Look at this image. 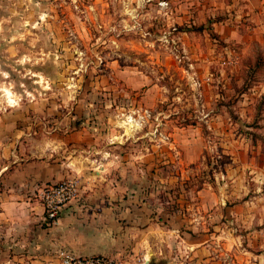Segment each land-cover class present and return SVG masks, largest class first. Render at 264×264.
Returning a JSON list of instances; mask_svg holds the SVG:
<instances>
[{"label":"rangeland","instance_id":"obj_1","mask_svg":"<svg viewBox=\"0 0 264 264\" xmlns=\"http://www.w3.org/2000/svg\"><path fill=\"white\" fill-rule=\"evenodd\" d=\"M233 3L0 0V146L38 155L86 125L85 156L152 191L160 217L185 210L147 260L264 264V23Z\"/></svg>","mask_w":264,"mask_h":264},{"label":"crops","instance_id":"obj_2","mask_svg":"<svg viewBox=\"0 0 264 264\" xmlns=\"http://www.w3.org/2000/svg\"><path fill=\"white\" fill-rule=\"evenodd\" d=\"M233 2L231 8L237 17L264 23V0ZM260 29L264 31V27ZM62 132L59 139L53 135L39 143L38 149H33L38 155L27 156V149L20 144L0 146V261L61 264V250L82 257L107 256L126 264L143 260L164 232L159 224V208L148 199L152 191L141 189L128 173L114 180L113 160L110 163L107 157L85 156L89 151L85 144L92 136L86 125L71 128L70 124ZM68 141L72 143L69 147ZM94 150L103 153L96 147L91 152ZM80 176L78 199L62 211L57 223H48L40 190L66 177ZM179 210L183 214L162 218L170 225L167 235H175L188 225L185 210ZM157 258L155 264H165L162 257Z\"/></svg>","mask_w":264,"mask_h":264},{"label":"built area","instance_id":"obj_3","mask_svg":"<svg viewBox=\"0 0 264 264\" xmlns=\"http://www.w3.org/2000/svg\"><path fill=\"white\" fill-rule=\"evenodd\" d=\"M80 183L78 177H66L58 183L47 185L40 190V200L48 223H57L61 218L62 211L78 199ZM59 258L61 264H126L116 258L102 255L82 257L70 250H61Z\"/></svg>","mask_w":264,"mask_h":264},{"label":"trees","instance_id":"obj_4","mask_svg":"<svg viewBox=\"0 0 264 264\" xmlns=\"http://www.w3.org/2000/svg\"><path fill=\"white\" fill-rule=\"evenodd\" d=\"M187 125H191V123H188ZM208 165L212 166L211 167V171H209L207 173L205 172V173H206L207 176H211L212 177L214 175V173L217 172L218 169H219V166H218L219 165V160L217 159V160L214 161V163L211 162V164L209 163ZM211 177H208V178H211ZM211 180H214V179H211ZM197 183L198 184H196V186H197L196 191L199 192V191H201L203 189V184L204 183H208V180L205 177L199 176V178L197 180ZM160 220H162V218Z\"/></svg>","mask_w":264,"mask_h":264},{"label":"water","instance_id":"obj_5","mask_svg":"<svg viewBox=\"0 0 264 264\" xmlns=\"http://www.w3.org/2000/svg\"><path fill=\"white\" fill-rule=\"evenodd\" d=\"M146 264H155L154 258L148 259Z\"/></svg>","mask_w":264,"mask_h":264}]
</instances>
